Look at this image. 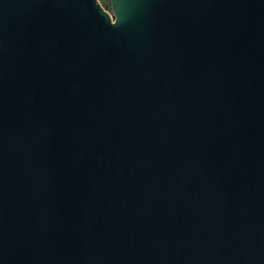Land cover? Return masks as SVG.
I'll use <instances>...</instances> for the list:
<instances>
[{
  "label": "water",
  "instance_id": "obj_1",
  "mask_svg": "<svg viewBox=\"0 0 264 264\" xmlns=\"http://www.w3.org/2000/svg\"><path fill=\"white\" fill-rule=\"evenodd\" d=\"M0 0V264H264V0Z\"/></svg>",
  "mask_w": 264,
  "mask_h": 264
},
{
  "label": "rangeland",
  "instance_id": "obj_2",
  "mask_svg": "<svg viewBox=\"0 0 264 264\" xmlns=\"http://www.w3.org/2000/svg\"><path fill=\"white\" fill-rule=\"evenodd\" d=\"M98 1L101 4V6L104 8V10H106L109 14H112L110 10L109 0H98Z\"/></svg>",
  "mask_w": 264,
  "mask_h": 264
}]
</instances>
